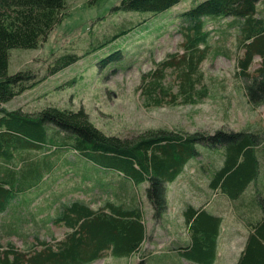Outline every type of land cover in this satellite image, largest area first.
<instances>
[{"label": "trees", "instance_id": "obj_1", "mask_svg": "<svg viewBox=\"0 0 264 264\" xmlns=\"http://www.w3.org/2000/svg\"><path fill=\"white\" fill-rule=\"evenodd\" d=\"M66 1L0 0V214H12L2 229L17 228L22 244L19 248L0 239V264H91L106 253L130 260L152 237L144 218L147 207L140 200L142 192L153 212V224L165 229L171 241L172 264H220L234 244L242 245L236 264H264V130L209 134L149 128L130 136L108 135L81 107L46 106L34 113L5 107L106 47L105 43L159 30L162 26L151 21L182 2L121 0L115 10L146 18L122 22L124 26L102 43H92L83 55L51 56L42 76L29 68L9 73L11 50L39 48L63 18ZM260 3L264 4L262 0H204L174 16L182 37L180 51L154 61L153 68L141 75L136 91L143 106L197 105L209 97L202 64L210 53L213 31H223L227 18L232 19L226 27L236 28L241 35L236 51L243 54L236 56L235 77L241 82L243 99L253 109L263 106L264 8ZM124 47L116 45V50L97 56L98 65L110 69L109 64L120 63L126 57ZM216 50L223 52L221 45ZM255 57L261 59V66L251 74ZM200 148L210 151L212 162L203 163L200 171L195 166L191 176L185 175L193 171H187L192 162L205 157ZM77 161L93 166L98 174L105 171L114 184H103L99 176L75 169ZM193 175L199 176L192 179ZM66 176H70L71 188L66 187L67 181L56 183ZM187 178L191 179L185 191L179 188V196L170 198L171 184L179 181L183 187ZM92 183L103 194L112 187L102 207L75 196L76 186L90 191ZM54 184L63 187V193H49L47 208L54 214L50 223L67 230L60 240L53 232H49L50 240L41 238V223L35 219L39 206L29 209ZM114 196L116 200H111ZM150 241L154 248L144 249L136 264H148L149 258L165 248H156L154 238Z\"/></svg>", "mask_w": 264, "mask_h": 264}, {"label": "rangeland", "instance_id": "obj_2", "mask_svg": "<svg viewBox=\"0 0 264 264\" xmlns=\"http://www.w3.org/2000/svg\"><path fill=\"white\" fill-rule=\"evenodd\" d=\"M202 1L204 0H182L177 6L151 21L162 26L159 30L151 34L141 32L142 36L136 35L137 32H135L120 37L115 42L105 43L104 46L106 47L103 46V49L81 59L78 63L65 68L55 76L49 77L37 88L27 91L5 104V107L8 110H21L25 113H34L46 106L72 109L81 107L88 112L93 124L108 135L130 136L149 128L183 129L190 132L201 131L209 134H213L217 130H264V105L253 109L247 100L243 99L241 82L235 77L236 56L238 54L242 56L243 51H239V53L236 51L238 39L241 37L239 31L237 32L234 27H226V24L232 18L223 20V31L221 29H219V32L213 31L211 35L212 42L210 41L212 47L207 60L202 64L206 81L210 87L208 98L197 105L178 107L163 106L146 109L142 104L140 95L136 91L137 86L140 84L141 75L153 68L154 61L157 62L163 59L168 53L180 51L179 45L182 37L173 22L174 16ZM262 1L264 2V0ZM120 2L121 0H67L63 18L39 48L31 50L16 48L11 50L9 73L12 74L22 68H29L42 76L46 73L45 70L49 66L48 61L51 56H57L64 52L83 55L92 43H102L108 36H112L117 28L124 26L122 22L146 18V16L140 17L132 12L115 10ZM259 7L264 8V4L260 3ZM136 40L138 42H135ZM116 45L126 46L124 47L127 52L126 57H123L118 64H109L113 66L110 69L109 66L101 68L96 57L98 56L99 59L107 52L116 50L114 49ZM220 45L223 52L216 50V46L220 47ZM225 52L229 56H226ZM216 53L218 54L215 55ZM260 66L261 59L255 57L250 69L251 74H254ZM73 79H76L74 85L67 86ZM200 149L204 151L205 157L201 156L197 161L192 162L187 171H192L195 166L200 171L203 163L206 166L207 163L212 162L210 151ZM70 158L72 159V157ZM75 164V169L79 171L86 170L92 175L99 176L103 184H110L111 186L115 182L105 171L98 174L97 169L84 161H77ZM65 168L69 170L71 167L66 166ZM193 172L194 170L185 175L191 176ZM198 176L193 175L191 178L196 179ZM191 178H187L183 182V187L179 181L177 184H171L172 191L169 197H178L179 188L185 191V185L189 184L188 180ZM64 181H67V188L72 187L70 186V176L62 177L56 183L61 184ZM202 184L204 185L203 182ZM91 186L93 187L92 194L86 191L83 186H76L78 192L75 196L82 200L95 201L97 207H102L108 201V195H110L108 193H111L112 187L108 189V193L103 194L99 186L95 187L93 183ZM127 189L131 191L129 186ZM49 193L62 194L63 187L58 188L55 184L50 185L49 189H46L29 205V209L32 211H35V207L39 206L38 216L33 217V213H29V215L42 224L39 225L40 231L43 230L40 233L41 238L50 240L49 232H53L57 240H60L63 239L67 230L50 223V219L54 218V214L51 209L47 208L46 196ZM145 199L142 192L140 200ZM111 200H116L115 196ZM145 210L146 215L144 218L147 222L149 235L154 233L151 232L153 226L156 232L154 235L157 243L156 248H162L165 245L164 249L149 258L148 264H172L169 257L172 252H168L173 247L171 241L167 238L165 229H160L157 224H153L151 209L148 211L145 208ZM170 212L171 210H169ZM22 213L24 215V212ZM9 214L12 215L8 211L0 214V239L4 238V240L11 241L21 248L19 230L17 228H7L3 231L2 229L3 225H8L7 219H11ZM42 219L44 221H41ZM151 236H148L147 239L153 238V235ZM235 241L242 243L240 240ZM241 247V244H234L231 246L232 250L230 252L227 247L228 254L220 264H236ZM136 261V259L129 260L126 257H121L111 260L109 258L99 259L98 262L91 264H131Z\"/></svg>", "mask_w": 264, "mask_h": 264}, {"label": "crops", "instance_id": "obj_3", "mask_svg": "<svg viewBox=\"0 0 264 264\" xmlns=\"http://www.w3.org/2000/svg\"><path fill=\"white\" fill-rule=\"evenodd\" d=\"M90 181V180H89ZM92 191H93V187H92V190H90V191H88L90 194H92ZM104 191H101V193H103ZM190 192V190L188 191V193ZM88 200V199H87ZM88 201H90V200H88ZM144 202H145V206L150 210V206L148 205V203H146V200H143ZM96 203V202H95ZM154 227V226H153ZM151 228V230H153V234H150V235H153V238H154V235H155V230H154V228ZM155 240V239H154ZM150 245H151V241L150 240H145L144 241V243H143V245H142V252L144 251V249H146V248H149L150 247ZM151 248H152V245H151ZM142 252H139L138 254H136L135 255V257L136 258H140L141 256H142ZM106 257H108L110 260L111 259H118L119 257H114V256H111L109 253H106L105 255H104V259H106ZM99 261V260H98Z\"/></svg>", "mask_w": 264, "mask_h": 264}, {"label": "bare ground", "instance_id": "obj_4", "mask_svg": "<svg viewBox=\"0 0 264 264\" xmlns=\"http://www.w3.org/2000/svg\"><path fill=\"white\" fill-rule=\"evenodd\" d=\"M120 12V11H119ZM260 13V12H259ZM142 14V13H141ZM103 49V48H102ZM68 54V53H67ZM51 68V67H50ZM98 70V69H97ZM19 200V199H18Z\"/></svg>", "mask_w": 264, "mask_h": 264}]
</instances>
